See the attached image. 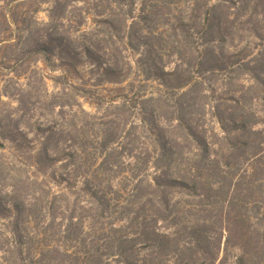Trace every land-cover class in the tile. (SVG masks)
<instances>
[{
    "label": "trees",
    "instance_id": "16d2710c",
    "mask_svg": "<svg viewBox=\"0 0 264 264\" xmlns=\"http://www.w3.org/2000/svg\"><path fill=\"white\" fill-rule=\"evenodd\" d=\"M139 1V14L132 16L131 26L169 25L178 39V54H187L196 37L203 54L195 64L199 73L234 65L225 54L236 37L241 39V27L233 29L244 17L253 38L263 39L258 25L264 19V11L260 12L264 0H156L161 6L153 7L148 3L155 0ZM0 22L17 25L6 14L0 15ZM7 41L8 37L0 38V44ZM85 56L100 79L114 78L118 86L112 97L93 86L72 88L74 99L95 97L113 108L94 135L87 133L84 118L97 117L84 110L73 112L68 120L40 122L30 140L21 130L0 134V147L12 157L0 161V179L6 183L0 191V264H226L231 248L238 250L235 264H255L257 256L264 259L260 234L244 210L245 196L253 185L247 173H263L264 168L234 169L249 148L253 165L264 166L262 144L244 138V134H260L255 128L258 122L247 121L231 109L223 114L214 108L223 134L221 142H216L222 151L217 162L213 150L217 144L196 127L182 123L181 104L174 120L186 133L170 139L164 128L167 119L159 112L163 91L155 100L146 88H137L128 74L104 67L93 54ZM179 60V69L160 68L151 75L161 87L182 91L179 100H185L192 78L179 71L183 65L190 67L186 57ZM255 77L264 87V74ZM234 102L239 110L241 101ZM128 125L144 130L154 152H124ZM178 141L189 150H178ZM29 147L31 151L24 152ZM209 181L208 189L215 187L218 199L201 190ZM176 193L197 198L198 204L183 206L174 199ZM217 210L220 214L213 220L211 214ZM205 213L210 216H201ZM186 214L192 218L184 220ZM217 222L222 236L215 244L208 232ZM254 242L257 245L252 247Z\"/></svg>",
    "mask_w": 264,
    "mask_h": 264
},
{
    "label": "rangeland",
    "instance_id": "374dc122",
    "mask_svg": "<svg viewBox=\"0 0 264 264\" xmlns=\"http://www.w3.org/2000/svg\"><path fill=\"white\" fill-rule=\"evenodd\" d=\"M139 2L0 0V15L6 14L17 23L8 26L0 22V38L10 39L0 44V134L21 130L30 140L33 138V129L40 122L46 124L61 117L68 120L73 112L84 110L90 116L97 117L95 120L84 118L87 133L94 135L96 128L108 120L106 116L113 108L109 107L106 100L95 97L74 99L72 88L93 86L101 90L102 94L112 97L115 96L118 86L113 83L114 78L100 79L101 74L97 73L93 62L85 56L93 54L100 59L104 67L113 66L128 74V78L135 82L137 88H146L154 94L155 100L160 91H163L162 111L159 112L167 119L164 128L170 139L186 133V128H181L174 120L178 116L177 107L179 109L181 104L182 123L196 127L212 143H220L223 136L216 121L214 108H218L222 113L231 109L237 116H245L247 121L258 122L255 128L260 134H244V138L247 141H256L264 148V87L255 77L258 74L263 78L264 74V19L261 18L258 25L262 40L253 38L246 17L233 29V32H236L241 27L242 31L239 33L241 39L236 37L231 49L225 54L228 59L231 58L234 64L232 67L220 72L199 73L195 64L201 61L203 54L200 53L201 49H197L200 48V41L196 37L190 41L191 48L187 54H178V39L169 25L160 24L159 31L153 22L131 26L132 16L137 17L139 14ZM156 2H149L148 6L153 7L158 4ZM158 6H161V3ZM263 9L264 7L260 12L264 11ZM174 14H179L178 8L174 10ZM153 32L159 35L152 34ZM181 56L186 57V65L190 67L182 64L179 71L192 78V83L185 89V92L189 93L185 100H179L182 91L176 93L161 87L153 80L154 75H151L160 68L167 72H172L177 67L179 69ZM150 76L151 79L147 81ZM234 100L241 101L239 110ZM67 104H74V107L61 108ZM151 105L157 106L155 102ZM126 131V154L154 152L155 148L150 145L142 128L128 125ZM178 143V150H189L185 148L184 142ZM11 146L7 144V147ZM213 150L218 162L217 155L222 152L221 145L213 146ZM30 151V147L24 148V152ZM251 154L252 150L249 148L245 156L242 155L243 162L234 167L235 172L245 169L247 171L250 167L257 166L264 168L259 167V163L253 165ZM5 159H12L10 152L7 148L0 147V161ZM247 178L253 185L247 193L249 195L245 196L247 203L244 210L251 219L253 229L260 234L259 246H263L264 172L248 171ZM210 184L211 181L201 190L218 199V190L215 187L208 189ZM5 185L4 179L1 178L0 191ZM174 199L181 200L183 206L198 204L199 201L197 198L177 193ZM218 214L220 210L211 214L213 220ZM190 218L192 217L186 214L184 220ZM163 226L173 230L167 224ZM208 233L215 239L214 243H218L222 236L219 222L213 225ZM257 240L258 238L255 242ZM255 242L252 247L257 245ZM221 248H224V239ZM237 254L238 250L231 248L226 264H235ZM263 261L262 256H257L255 264H263Z\"/></svg>",
    "mask_w": 264,
    "mask_h": 264
}]
</instances>
